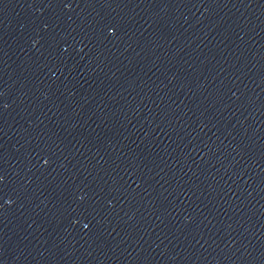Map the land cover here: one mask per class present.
<instances>
[{"label":"water","instance_id":"1","mask_svg":"<svg viewBox=\"0 0 264 264\" xmlns=\"http://www.w3.org/2000/svg\"><path fill=\"white\" fill-rule=\"evenodd\" d=\"M0 264H264V0H0Z\"/></svg>","mask_w":264,"mask_h":264}]
</instances>
